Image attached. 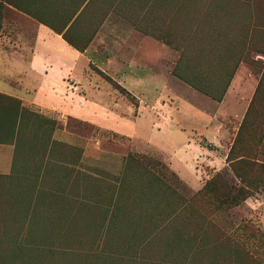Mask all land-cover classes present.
<instances>
[{
    "label": "rangeland",
    "instance_id": "1",
    "mask_svg": "<svg viewBox=\"0 0 264 264\" xmlns=\"http://www.w3.org/2000/svg\"><path fill=\"white\" fill-rule=\"evenodd\" d=\"M0 1L57 32L73 21L66 37L81 47L107 20L141 31L153 49L143 63L159 78L140 100L90 65L109 103L131 108L125 126L65 124L0 95V144L13 147L11 173L0 175V264H264V0ZM11 11L0 30L7 51L17 33L25 47L33 33L14 29ZM227 94L239 112L221 120L227 143L212 150L228 148L224 167L182 159V142L158 125L163 110L185 101L225 116ZM65 128L73 140L58 135Z\"/></svg>",
    "mask_w": 264,
    "mask_h": 264
},
{
    "label": "crops",
    "instance_id": "2",
    "mask_svg": "<svg viewBox=\"0 0 264 264\" xmlns=\"http://www.w3.org/2000/svg\"><path fill=\"white\" fill-rule=\"evenodd\" d=\"M12 10V19L6 20L12 22L13 28L21 29L23 23H26L32 27L33 33L28 47H25V36L21 32L17 33L20 41L17 49L7 51L0 48V95L19 100L23 105L32 106L41 112L57 111L59 120L63 123V117H71L105 128L102 121L96 120L97 117H103L125 126L126 116L131 108H116L117 103L114 100L109 103L113 92L105 86L98 87L99 76L89 72L90 65L139 99L142 94L149 93V86L152 91V83L159 79L158 75L149 73L147 65L143 63L144 56L153 49L146 46L148 36L141 31L127 34L107 20L88 39L84 51L80 52L62 38L64 33H68L73 21L60 33L23 12ZM101 90L107 98L100 99L98 93ZM39 97L41 98L38 99ZM227 97L228 94L221 102L225 107V116L209 117L193 110L183 100L178 103L180 109L175 108L173 112L163 110L160 119L163 122L158 125L174 135L171 137L172 143L182 142V159L188 157L193 160L195 157L196 160H206L214 169L224 167L228 148L221 155H217L202 146L194 136L203 135L216 148L215 151H218L217 147L226 145L227 142L222 137L227 138L229 133L223 128L221 120L227 122L231 120L230 113L234 115L239 112V105L232 106L230 98L226 100ZM44 99L52 105L44 103ZM142 107L144 106L140 105L139 109H143ZM144 111L146 114H153L148 107H144ZM122 113L126 114L125 117ZM69 133L65 128L58 135L67 141L73 140V134ZM12 162L13 147L0 144V175L11 173ZM215 162L219 165L215 166Z\"/></svg>",
    "mask_w": 264,
    "mask_h": 264
},
{
    "label": "trees",
    "instance_id": "3",
    "mask_svg": "<svg viewBox=\"0 0 264 264\" xmlns=\"http://www.w3.org/2000/svg\"><path fill=\"white\" fill-rule=\"evenodd\" d=\"M10 8H12V9H16V10H18V11H20V12H23V13H26V12H24L23 11V9L20 7V6H17L16 4H12V3H4V2H1L0 1V30H1V21H2V19H4V17H5V14H6V12L10 9ZM27 14V13H26ZM61 33V32H60ZM59 33V34H60ZM62 38L70 45V46H72L73 48H75L76 50H78V51H80V52H83L84 51V49H85V47H86V45L84 46V47H81V46H77L76 44H74V43H72L71 41H69L68 39H67V37H66V33H64L63 35H62ZM96 72H98L99 74H101L102 76H104V78H105V80L108 82V83H110L111 84V86H116V87H119V85L116 83V82H114L111 78H109L108 76H106V75H104L102 72H100L99 70H96ZM226 89V88H225ZM225 91V90H224ZM224 93V92H223ZM201 145L202 146H204V147H206V148H208L209 150H216V148L215 147H213V146H211V145H207L205 142H203V143H201ZM244 158H245V156H244ZM248 160H253V159H248V158H246V161H248ZM210 186H212V182H207L205 185H204V187H203V189H207V188H209Z\"/></svg>",
    "mask_w": 264,
    "mask_h": 264
}]
</instances>
